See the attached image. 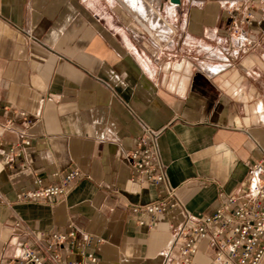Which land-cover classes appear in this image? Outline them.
Instances as JSON below:
<instances>
[{"label": "crops", "instance_id": "obj_1", "mask_svg": "<svg viewBox=\"0 0 264 264\" xmlns=\"http://www.w3.org/2000/svg\"><path fill=\"white\" fill-rule=\"evenodd\" d=\"M252 3L245 52L221 0H0V261L72 227L100 240V264H179L177 228L244 192L264 158V1ZM146 128L160 186L127 159ZM74 169L66 195L17 200ZM169 190L174 208L133 210ZM196 246V264H213Z\"/></svg>", "mask_w": 264, "mask_h": 264}, {"label": "built area", "instance_id": "obj_2", "mask_svg": "<svg viewBox=\"0 0 264 264\" xmlns=\"http://www.w3.org/2000/svg\"><path fill=\"white\" fill-rule=\"evenodd\" d=\"M226 14L231 19V32L240 46L248 52L254 42L242 29L253 23V0H221ZM239 1L246 2L244 8ZM263 2L264 0H259ZM137 20V19H136ZM138 21V20H137ZM264 22V9L261 10L257 24ZM20 116L25 119L24 113ZM27 123L29 121L26 120ZM157 134L147 128L136 139L135 145L127 153V159L137 177L149 184L160 186L166 183L162 165L157 161L155 141ZM29 146V141L23 142ZM264 158L250 170V181L246 190L232 194L213 212L199 218H187L177 228L167 255L175 252L179 264H196L194 257L198 253L197 242H208L213 249V264H260L264 256ZM79 175L77 169L58 177L55 184L43 186L42 179L34 177L32 188L21 192L17 200H47L67 194ZM168 201L148 203L133 210H143L151 219L177 205L175 193L169 190ZM47 244L41 250L24 244L17 260L0 264H100L93 246L100 240L92 235H80L74 228L66 232L40 234ZM65 246L67 253L63 252Z\"/></svg>", "mask_w": 264, "mask_h": 264}, {"label": "rangeland", "instance_id": "obj_3", "mask_svg": "<svg viewBox=\"0 0 264 264\" xmlns=\"http://www.w3.org/2000/svg\"><path fill=\"white\" fill-rule=\"evenodd\" d=\"M126 2H127V4L130 6V7H139V6H137V3H132L130 0H125ZM139 1V0H138ZM136 4V5H135Z\"/></svg>", "mask_w": 264, "mask_h": 264}, {"label": "water", "instance_id": "obj_4", "mask_svg": "<svg viewBox=\"0 0 264 264\" xmlns=\"http://www.w3.org/2000/svg\"><path fill=\"white\" fill-rule=\"evenodd\" d=\"M169 2L178 5L180 3V0H169Z\"/></svg>", "mask_w": 264, "mask_h": 264}, {"label": "bare ground", "instance_id": "obj_5", "mask_svg": "<svg viewBox=\"0 0 264 264\" xmlns=\"http://www.w3.org/2000/svg\"><path fill=\"white\" fill-rule=\"evenodd\" d=\"M132 3H137L138 0H130ZM136 5V4H135Z\"/></svg>", "mask_w": 264, "mask_h": 264}]
</instances>
